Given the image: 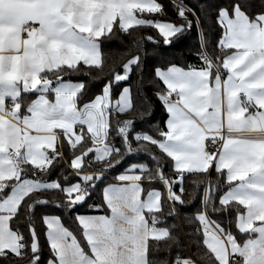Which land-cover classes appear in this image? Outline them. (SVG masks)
<instances>
[{
  "label": "snow or ice",
  "instance_id": "obj_1",
  "mask_svg": "<svg viewBox=\"0 0 264 264\" xmlns=\"http://www.w3.org/2000/svg\"><path fill=\"white\" fill-rule=\"evenodd\" d=\"M172 7L180 24L159 18L167 15L159 0H0V264H41L32 217L37 204L53 201L33 196L60 192L65 199L55 207L77 212L106 174L132 154H146L150 160L132 164L115 177L119 183L104 187L102 203L94 209L104 214L75 216L85 246L59 217H42L50 250L47 264H160L150 258V251L161 242L167 248L178 247L179 241L169 227H157L162 223L158 214L165 203L169 215L186 203L185 174L210 175V170L224 177L228 188L217 206L209 181L200 198L202 207L191 218L199 223L197 232H202L206 251L199 253L198 240L196 259L177 255L171 264H264V137L222 134L225 127L228 133H264V0L255 12L249 11L253 6L247 0L208 6L216 9L222 29L219 47L227 50L222 65L219 58L202 53L199 68H155V77L165 86L157 97L168 114L158 136L136 131L133 119L110 125V114L135 110L130 87H123L115 100L112 92L113 84L128 81L136 70L142 72L140 55L123 62L119 72L113 67L101 94L87 102L81 99L85 82L64 78L86 68H102V45L114 30L152 28L164 45H170L179 34L200 25V17L183 0H173ZM200 36L206 49V35ZM143 39L135 42L137 52L142 51ZM146 39L156 46L161 43ZM146 113L145 107L141 115ZM54 129L62 130L72 149V172L62 180L41 179L63 167L62 145L55 143ZM206 141L217 150H208ZM166 158L172 179L164 174ZM93 162L104 165L95 175L90 172ZM86 169L89 174H84ZM156 180L166 187V198L155 189L143 196V183ZM24 205L27 236L19 225L11 226L13 218L19 221ZM210 213H234L235 228L248 238L238 240L230 230L231 220L224 227L210 219Z\"/></svg>",
  "mask_w": 264,
  "mask_h": 264
},
{
  "label": "trees",
  "instance_id": "obj_2",
  "mask_svg": "<svg viewBox=\"0 0 264 264\" xmlns=\"http://www.w3.org/2000/svg\"><path fill=\"white\" fill-rule=\"evenodd\" d=\"M159 2L164 5L167 13L166 16H161L159 18L175 24H180L181 21L172 7L173 0H159ZM183 2L186 6L194 9L196 15L200 17L201 23L199 26H195L194 24L191 30L185 31L183 34H179L176 39L172 40L170 45H164L158 31L152 28L134 27L133 29H129L128 33L114 30V34H112L110 39L106 40L102 45V57L104 61L102 68H86L81 73L65 74V79H71L73 82H85L87 91L81 99L84 102H87L96 95L101 94L103 85L108 82V79L110 78V70L113 69V67H115V71L119 72L121 71L122 63L126 62L132 55L138 54L141 56L142 72L141 70H136L131 74L128 81L120 82L118 86L113 84L112 92L113 100H115L123 87H130L133 103L136 106L135 110L129 111L126 114H110L109 119L111 127L116 126L117 120L133 119L136 123V131L148 132L153 136H158L160 130H165V121L168 118V114L163 103L157 97V92L163 91L165 86L155 77V68H166L171 64H175L186 69L189 66L199 68L202 66L200 64L201 61L199 59V55L203 52V50L206 51L211 58H219V60L224 58L226 51L219 50V40L222 36V29L216 20V9L208 6H227L231 0H183ZM247 3L253 6L249 8V11L253 12L258 10L261 6V0H247ZM188 18L195 21V16L190 15ZM202 32L206 35V49L201 47L200 34ZM149 36L154 37L157 40H161V43L158 46L153 45L146 39ZM140 38L145 39L140 41L142 51L137 52L135 42L140 40ZM87 71H90V76L83 74ZM145 107L147 108V113L142 116L141 113ZM113 135H115V133H113ZM114 143L117 147H121V141L119 139H115ZM135 146L134 142L133 147ZM61 153H63L61 160L63 167L57 166L56 171L51 176H40L41 179L54 180L59 177L62 180L63 175L72 172L70 163L72 149L68 146L67 141L65 140L62 142ZM153 154L158 156L161 155L157 149H153ZM149 160L150 157L146 154H132L131 159L128 155L124 156L121 163L117 164L114 170L106 174V179L102 184H99L96 190L91 194V199L88 200L87 204H84L83 207H79L77 212H69L55 207V202L63 201L65 199L64 195L60 192L48 191L33 196L34 200L48 199L53 201V203H49L47 205L37 204L32 217L39 234V242L42 248L41 264H47V260L50 256V250L46 240V226L42 223L43 216L59 217L64 226L69 231L73 232L79 242L85 246L81 229L75 219L77 213H92L93 208L102 203L103 189L111 180H116L115 177L124 173L125 170L132 164L147 163ZM168 160H170V158L165 159L163 170L164 174L172 179L174 178L173 171L168 165ZM103 166L104 165L102 163L93 162L90 169L91 174L95 175L96 170L102 168ZM28 167L31 169V166ZM150 167H153V165H150ZM85 173H89V170L86 169ZM210 173V175L185 174L183 181V198L186 203L178 207L174 215L168 214L169 205L165 203L162 214H158L162 221V223L158 224V226L169 227L172 229L174 235L179 241V246L167 248L164 243L161 242L158 248L154 247L150 251V258L156 259L160 262V264H163L165 261L168 262V264H171V262L176 259L177 255L196 259L198 253V240L201 241L199 253L203 254L206 251L205 247L202 245V232H197L199 223L191 218L194 217L198 209L202 207L200 198L203 195L204 189L209 187V181L212 182L211 191L216 200L217 206H219V195H221L223 191H226L228 188V184L226 183L224 177L217 174L214 170H210ZM29 174L31 175V173ZM69 178L71 179V176ZM217 183L220 185L219 189L215 187ZM143 186L145 187V190L159 188L163 193V197L166 198L167 196L165 186L158 180L152 181L151 183L145 181ZM175 191L178 194L180 193L179 186H175ZM28 202L31 203V201ZM26 209L27 205H24L21 208L19 221L16 218H13V221L11 222V226L13 228L19 225L21 230L24 231L25 236H27L25 222L28 219ZM209 215L210 219L217 220L224 227H228L229 221L231 220L232 225L230 230L237 236V239L242 241L247 238L239 234L235 228L234 213L232 215L210 213ZM7 264H26V261L11 260L8 261Z\"/></svg>",
  "mask_w": 264,
  "mask_h": 264
},
{
  "label": "crops",
  "instance_id": "obj_3",
  "mask_svg": "<svg viewBox=\"0 0 264 264\" xmlns=\"http://www.w3.org/2000/svg\"><path fill=\"white\" fill-rule=\"evenodd\" d=\"M223 51H227V50H223ZM229 54H230V52H229ZM223 59V58H222ZM222 59L220 60L221 61V65H222ZM180 67V66H179ZM183 68V67H182ZM195 68H197V67H195ZM186 69V68H185ZM173 98H175V94L173 95ZM251 111V110H250ZM168 119V118H167ZM53 134L55 135V143L58 145V146H61L62 145V142L65 140V141H67L64 137H63V133H62V130H60V129H54L53 130ZM222 134L223 135H225V136H233V137H238V138H258V137H264V133H260V132H252V133H246V132H241V133H236V132H233V133H228L227 131H226V127H225V129H222ZM207 142L208 141H206V145H207ZM48 151L50 152L51 151V149H48ZM226 171V170H225ZM117 183H119L117 180H111L107 185H109V184H117ZM106 185V186H107ZM143 186V185H142ZM143 188H144V192L142 193V195L143 196H145L146 197V195H147V191H149V190H145V187L143 186ZM166 188V187H165ZM153 189H155V190H159V191H161L159 188H152V189H150V190H153ZM162 192V191H161ZM163 194V193H162ZM95 207L93 208V212L92 213H88V214H83V215H98V214H104L103 212H96L95 210ZM57 217V216H56ZM61 220V219H60ZM61 223H62V221H61ZM63 224V223H62ZM77 224H78V222H77ZM63 226H64V224H63ZM65 227V226H64ZM157 227H159L158 225H157ZM248 238V237H247ZM246 238V239H247ZM85 242V241H84ZM81 245L82 246H84L82 243H81ZM85 245H86V242H85ZM86 250H87V248H86Z\"/></svg>",
  "mask_w": 264,
  "mask_h": 264
},
{
  "label": "built area",
  "instance_id": "obj_4",
  "mask_svg": "<svg viewBox=\"0 0 264 264\" xmlns=\"http://www.w3.org/2000/svg\"><path fill=\"white\" fill-rule=\"evenodd\" d=\"M219 50H220V51H223L221 48H219ZM202 53L205 54V55H207L209 58H211V57L208 55V53H207L206 51L203 50ZM202 53H201V54H202ZM201 54H200V55H201ZM200 55H199V59H200ZM200 61H201V59H200ZM200 64L202 65V64H203V61H201ZM206 147H207V149L210 150V151H216V150H217V146H216V145H213V144H211V143H209V142H207Z\"/></svg>",
  "mask_w": 264,
  "mask_h": 264
},
{
  "label": "rangeland",
  "instance_id": "obj_5",
  "mask_svg": "<svg viewBox=\"0 0 264 264\" xmlns=\"http://www.w3.org/2000/svg\"><path fill=\"white\" fill-rule=\"evenodd\" d=\"M62 154V157H63V153H61ZM84 174H89V173H84ZM165 192H166V194H167V190H166V188H165Z\"/></svg>",
  "mask_w": 264,
  "mask_h": 264
}]
</instances>
